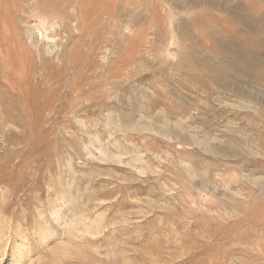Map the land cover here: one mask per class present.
<instances>
[{
	"label": "rangeland",
	"instance_id": "374dc122",
	"mask_svg": "<svg viewBox=\"0 0 264 264\" xmlns=\"http://www.w3.org/2000/svg\"><path fill=\"white\" fill-rule=\"evenodd\" d=\"M0 177L2 264H264V0H0Z\"/></svg>",
	"mask_w": 264,
	"mask_h": 264
},
{
	"label": "bare ground",
	"instance_id": "6f19581e",
	"mask_svg": "<svg viewBox=\"0 0 264 264\" xmlns=\"http://www.w3.org/2000/svg\"><path fill=\"white\" fill-rule=\"evenodd\" d=\"M60 0H58V2H59ZM205 3V2H204ZM208 3V2H207ZM54 4H56V3H54ZM53 4V5H54ZM209 4H210V2H209ZM55 6V5H54ZM216 7V6H215ZM233 15V14H232ZM233 17V16H232ZM242 22H245V21H243V20H241ZM55 25H56V23H51V28L52 27H55ZM28 31V30H27ZM19 32V31H18ZM45 39H46V41L47 42H54L55 40L53 39V38H51V37H48L47 35L45 36ZM58 47L59 46H57L56 44L55 45H53V48L51 49V50H48L47 52H52L54 49H58ZM21 57V53L19 54V58ZM23 58V57H22ZM27 61H25L24 63H23V65L26 63ZM24 67V66H23ZM239 72V76H241V77H248L249 79H251L252 78V76L251 75H248V73H246V71L245 70H239L238 71ZM254 78V77H253ZM188 109V108H187ZM179 114V113H178ZM130 116V115H129ZM130 118V117H129ZM134 118V117H133ZM147 118V117H146ZM149 118V117H148ZM155 118L156 117H154V120H155ZM142 119H144V118H142ZM157 119H159V118H157ZM181 119H184V118H181ZM177 120V121H175L174 120V122H172V124L170 123V122H168V121H165L164 119L163 120H161V123L160 124H158V125H156L155 123H153V122H150V121H143V122H141V123H139V124H134V125H129V126H125V127H128V128H130V129H137V126L139 125L140 126V130H148V131H152V132H158V133H160V134H169V133H171L172 131H174V132H180L181 131V129H182V122H180V121H182V120ZM186 119V118H185ZM184 119V120H185ZM145 120V119H144ZM160 120V119H159ZM166 120H168V119H166ZM173 120V119H172ZM130 120H128L127 122H129ZM140 121V120H139ZM142 121V120H141ZM124 122V121H123ZM155 122H156V120H155ZM184 122V121H183ZM124 124V123H123ZM131 124V123H130ZM186 124V123H185ZM121 126H122V123H121ZM123 128V127H122ZM185 128V127H184ZM214 128V127H213ZM212 128V129H213ZM187 129V128H186ZM209 129H211L210 127H209ZM191 130V129H190ZM184 131V130H183ZM186 131V130H185ZM188 131V130H187ZM214 131V130H213ZM216 131V130H215ZM215 131H214V133H215ZM229 130H227V132H228ZM207 132V131H206ZM218 132V131H217ZM223 132H226V130L225 131H222L221 133H223ZM226 132V133H227ZM180 133H182V135H183V132L181 131ZM179 133V134H180ZM191 133H193V131H191ZM220 133V134H221ZM225 133V134H226ZM229 133V132H228ZM179 134H177V137H180V136H178ZM186 134H187V132H186ZM219 134V133H218ZM170 135H172V134H170ZM189 135V134H188ZM192 135V134H191ZM200 135V134H199ZM165 136V135H164ZM184 136H186V135H184ZM196 136H198V135H196ZM196 136L195 137H193V140H194V143H196L197 145L196 146H200V148H203L204 150H207V152L209 151V152H211V154H213L214 156H216L217 154H220V152L218 151V149L216 148V146L215 145H211L209 142V140H210V135H207V136H205L203 139L201 138V139H198V138H196ZM212 136V135H211ZM227 136V135H226ZM167 137H168V135H167ZM174 137H176V135L174 136ZM221 137V136H220ZM232 137V136H231ZM173 138V137H172ZM181 138V137H180ZM189 138H190V136H189ZM219 138V137H218ZM222 138V137H221ZM234 138V137H233ZM169 139V138H168ZM183 139V138H182ZM181 139V140H182ZM187 139V138H186ZM230 139V138H229ZM235 139H236V137H235ZM171 140V139H170ZM184 140V139H183ZM191 140V138L189 139V141ZM233 140V141H232ZM231 140V143L233 142H236L234 139H232ZM181 142H183V141H181ZM184 142H186V141H184ZM212 142H213V140H212ZM211 142V143H212ZM228 143V142H227ZM226 143V144H227ZM232 143V144H233ZM214 144V143H213ZM232 144H230V145H232ZM235 144V143H234ZM228 145V144H227ZM237 145V144H236ZM233 146V145H232ZM218 147V146H217ZM222 147V146H221ZM228 146H226V148H227ZM230 147V146H229ZM224 148V147H223ZM233 148H234V146H233ZM203 150V151H204ZM229 150H230V148H229ZM236 150V149H235ZM201 151H202V149H201ZM202 151V152H203ZM208 152V153H209ZM245 152V151H244ZM230 153H232V152H230ZM243 153V152H242ZM90 154V152L89 151H87V155H86V159H88V155ZM225 154V153H224ZM239 154V153H238ZM238 154H236V155H233V156H237ZM231 155V156H232ZM226 156H228V155H226ZM239 156V155H238ZM99 157L101 158V159H103V160H106V159H111V158H114L113 157V155H111L110 154V152H108L106 149H100V151H99ZM220 157V156H219ZM117 159H118V157H116ZM133 158V160H139V158H140V155H135L134 157H132ZM224 158V157H223ZM233 160V159H232ZM181 161H182V159H181ZM185 161V160H184ZM72 162V161H71ZM71 162H67L68 163V165H69V171H67V173H68V176H69V179H68V182H67V184H66V187H64L63 189H61V190H59V196L63 199L62 201H61V204H60V206H57V204L55 205V206H53L52 205V207H48L49 209H50V212H49V217H48V219H46V218H42V216H40L39 217V219L40 220H44V221H49L48 222V226L49 225H51V223L53 222V223H55L56 225H60L61 226V224H63L64 222H65V216H66V214H64V213H62V211H63V207L64 206H69L70 205V203L71 202H75L76 203V197L74 196L73 197V195H72V187H71V183H73L74 181H75V187H76V189L78 190V189H80V187H81V184L79 183V181L81 180V177L80 176H78V174H82L83 176L85 175V171H84V169L82 168V169H76L75 168V166L74 165H72V163ZM88 162V161H87ZM87 162H85L84 164L86 165V163ZM187 163V162H186ZM181 164V163H180ZM189 165H190V163H188ZM15 165H17V163H13V166H15ZM183 165V164H182ZM143 166H145V167H147V165L146 164H144ZM187 165H183L182 166V168H185L184 170L186 171V173H187V176L190 178V179H192L193 177H195L196 176V174L198 173L197 172V170H195V169H193L192 168V166L191 167H189V168H187L186 167ZM194 166V165H193ZM191 168V169H190ZM195 168V167H194ZM138 171H139V173H143V170L141 169V168H139V169H137ZM249 172V171H248ZM204 173V172H203ZM241 173V172H240ZM244 173V172H243ZM243 173L241 174V175H243ZM251 173V172H250ZM200 174H202V173H200ZM247 174H249V173H247ZM254 174V173H253ZM253 174H252V176H253ZM208 175V174H207ZM207 175L206 174H202V175H199L200 176V184H208V183H211L210 181V179H209V177H207ZM240 175V176H241ZM246 175V174H245ZM67 176V177H68ZM86 176H87V174H86ZM197 176H198V174H197ZM196 176V177H197ZM209 176V175H208ZM248 175H246V177H247ZM251 176V177H252ZM242 177H244V176H242ZM253 178V177H252ZM255 178H259V177H254V179ZM249 179L252 181V179L250 178V175H249ZM253 179V180H254ZM0 180H1V177H0ZM194 181V180H193ZM250 181V182H251ZM255 181V180H254ZM264 181V180H263ZM85 182H87V181H85ZM191 182V181H190ZM192 183V182H191ZM196 183V182H195ZM214 183V182H213ZM256 183H259V184H261L262 182L260 181V180H257L256 181ZM212 184V183H211ZM1 185V184H0ZM197 185H199V184H197ZM263 185V184H262ZM262 185H260L261 187H262ZM195 186V185H194ZM203 186V185H202ZM202 186H199V187H202ZM206 186V185H205ZM205 186H203V187H205ZM209 186H211V185H209ZM216 186V185H215ZM259 186V185H258ZM259 186V187H260ZM213 187V186H212ZM264 187V186H263ZM87 188V184L85 185V189ZM213 189H214V187H213ZM213 189H211V190H213ZM39 196V195H38ZM47 196V195H46ZM58 198V197H57ZM56 200V199H55ZM37 203H38V205H36L35 206V208H36V210H37V212H38V214L39 213H41V211H42V207L40 206L41 204V201L39 200V198H37ZM60 203V202H59ZM58 203V204H59ZM52 204H53V202H52ZM33 207V206H32ZM63 208V209H62ZM69 210V209H68ZM67 211V210H66ZM48 212V211H47ZM44 213V212H43ZM46 213V212H45ZM42 214V213H41ZM40 215V214H39ZM45 215V214H44ZM38 217V216H37ZM72 217L73 218H76V211L75 210H73L72 211ZM38 221V220H37ZM71 222V221H70ZM23 223V222H22ZM0 227H1V230H2V226L0 225ZM26 227V226H25ZM50 227V226H49ZM15 231V230H14ZM17 232V231H16ZM53 235V234H52ZM55 236V235H54ZM21 237H22V235H21V233L20 232H17V237H16V240L17 239H21ZM0 238H2V234H0ZM51 239H52V237H51ZM50 239V241H53V240H51ZM54 239V238H53ZM45 240V239H44ZM48 240V239H47ZM15 241V240H14ZM24 241H25V239H24ZM55 241V240H54ZM41 243H43V241L41 242ZM47 243V242H46ZM49 244H50V247H51V250L53 251V253L55 254V255H57V253L56 252H54L55 250H56V248L58 247V246H56V244L53 242H48ZM67 243V242H66ZM48 244V245H49ZM41 246H42V244H41ZM62 246V245H61ZM13 248V247H12ZM28 248V245L26 244V243H21V244H19L18 246H16L15 247V249L13 250V252H12V256L15 258L14 259V261H8L6 264H39L40 263V261H38L37 263L34 261V260H32L31 258H28V259H26L25 258V256L24 255H22L23 254V252L26 250ZM0 254H1V247H0ZM3 256V255H2ZM6 261H7V259H6ZM4 262V261H3ZM0 264H2V261H1V259H0Z\"/></svg>",
	"mask_w": 264,
	"mask_h": 264
}]
</instances>
